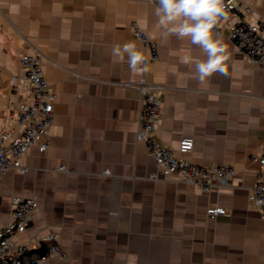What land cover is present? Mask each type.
I'll return each mask as SVG.
<instances>
[{
  "label": "crops",
  "instance_id": "0c3cea01",
  "mask_svg": "<svg viewBox=\"0 0 264 264\" xmlns=\"http://www.w3.org/2000/svg\"><path fill=\"white\" fill-rule=\"evenodd\" d=\"M247 1L248 19H264V0ZM155 8L150 0H0V133H23L18 113L32 100L23 53L41 55L57 93L50 147L30 146L26 171L10 168L0 180V228L20 195L39 206L16 239L45 251L41 237L58 234L68 256L45 264H264V219L249 200L264 147V70L236 46L230 17L213 29L227 45L228 74L200 81L195 62L206 54L189 38L163 35ZM134 21L158 42L157 60L147 61ZM126 42L144 54L147 71L133 73L126 54L113 56ZM140 77L164 86L160 143L177 149L192 135L184 156L234 167L230 185L204 192L177 176L150 178L155 159L137 138L142 99L132 83ZM212 205L228 213L211 219Z\"/></svg>",
  "mask_w": 264,
  "mask_h": 264
},
{
  "label": "built area",
  "instance_id": "2783aa9c",
  "mask_svg": "<svg viewBox=\"0 0 264 264\" xmlns=\"http://www.w3.org/2000/svg\"><path fill=\"white\" fill-rule=\"evenodd\" d=\"M225 3L228 4L229 0H225ZM226 11L227 18L221 19L214 28L222 29L228 18H235L229 26L231 38L252 65L264 70V19H248L253 7L247 0H230V7H227ZM131 30L133 36L149 51L147 61L157 60L158 42L151 39L147 31L135 21L131 24ZM21 66L30 85L32 100L23 104L18 113V121L23 127L22 135L11 137L7 130L0 133V180L10 168L19 169L22 173L26 171L21 157L30 146L38 145L40 151L44 152L51 145L50 135L55 122L54 105L57 93L45 77L42 57L38 52L23 53ZM132 84L138 88L142 99L137 138L146 143L156 163V169L150 173V178L177 176L195 184L204 192L230 185L236 174L234 167L226 164L201 165L184 156L195 145L192 135H185L177 149L160 143L156 133L163 105L164 86L149 82L145 77H140ZM257 160L259 172L255 185L249 192V200L264 219V147ZM109 173L108 169L103 171V174ZM38 206L39 203L34 197L12 196L11 221L0 228V264H45L53 257L67 258L66 251L59 243L58 234L53 231L41 237L50 242L43 252L30 247L27 242L16 239L17 235L26 232L28 222ZM227 213V209L221 205H212L207 209L211 219Z\"/></svg>",
  "mask_w": 264,
  "mask_h": 264
},
{
  "label": "clouds",
  "instance_id": "9594fccd",
  "mask_svg": "<svg viewBox=\"0 0 264 264\" xmlns=\"http://www.w3.org/2000/svg\"><path fill=\"white\" fill-rule=\"evenodd\" d=\"M153 2V0H150ZM157 27L165 36H176L178 39L189 38L191 44L198 46L206 54V60L195 62V70L200 81L214 73L227 75V45L213 32L221 19L227 18L226 8L230 7L225 0H154ZM112 54L121 61L125 54L133 73L147 71L146 57L137 50L134 42H126L122 46H113ZM185 64L192 63L190 56L183 58ZM143 66V67H142Z\"/></svg>",
  "mask_w": 264,
  "mask_h": 264
},
{
  "label": "trees",
  "instance_id": "16d2710c",
  "mask_svg": "<svg viewBox=\"0 0 264 264\" xmlns=\"http://www.w3.org/2000/svg\"><path fill=\"white\" fill-rule=\"evenodd\" d=\"M39 251H41V252H42V251H43V249H42V250H39Z\"/></svg>",
  "mask_w": 264,
  "mask_h": 264
}]
</instances>
